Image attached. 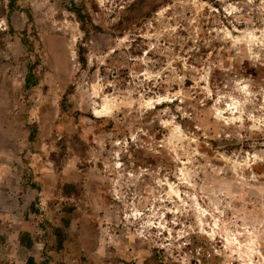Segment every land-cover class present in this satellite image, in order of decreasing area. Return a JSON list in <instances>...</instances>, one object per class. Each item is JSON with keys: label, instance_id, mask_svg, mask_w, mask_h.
<instances>
[{"label": "rangeland", "instance_id": "rangeland-1", "mask_svg": "<svg viewBox=\"0 0 264 264\" xmlns=\"http://www.w3.org/2000/svg\"><path fill=\"white\" fill-rule=\"evenodd\" d=\"M0 264H264V0H0Z\"/></svg>", "mask_w": 264, "mask_h": 264}, {"label": "bare ground", "instance_id": "bare-ground-1", "mask_svg": "<svg viewBox=\"0 0 264 264\" xmlns=\"http://www.w3.org/2000/svg\"><path fill=\"white\" fill-rule=\"evenodd\" d=\"M95 114H100V113L98 111H96Z\"/></svg>", "mask_w": 264, "mask_h": 264}]
</instances>
